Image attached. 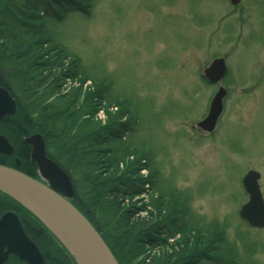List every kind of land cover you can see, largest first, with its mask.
I'll return each instance as SVG.
<instances>
[{"label":"rangeland","instance_id":"374dc122","mask_svg":"<svg viewBox=\"0 0 264 264\" xmlns=\"http://www.w3.org/2000/svg\"><path fill=\"white\" fill-rule=\"evenodd\" d=\"M26 2L19 0L18 10H24ZM90 2L89 12L83 13L41 1L32 14L53 40L44 48V60L64 59L68 69L74 58L79 61L76 78L67 79L60 91L98 90L106 99L97 103L94 122H129L123 141L135 153L122 162L117 178L144 184L132 202L148 207L152 197H163L170 209L175 206L180 227L222 229L230 260L225 256L222 263L211 259L200 264H264V229L246 226L238 215L248 200L242 179L249 171L261 175L264 197V0H241L240 9L230 0ZM218 58L226 62L227 76L221 83L230 94L216 131L207 135L197 123L206 116L217 88L206 83L202 73ZM21 68L28 73L26 64ZM36 124L42 132L34 130L30 136L49 134L46 123ZM10 128L8 134L19 137ZM58 145L53 144L51 152ZM107 147H101L105 160ZM133 162L141 168L130 173L137 168ZM88 202L85 206L97 225L100 206ZM174 233L169 244L182 237Z\"/></svg>","mask_w":264,"mask_h":264},{"label":"trees","instance_id":"16d2710c","mask_svg":"<svg viewBox=\"0 0 264 264\" xmlns=\"http://www.w3.org/2000/svg\"><path fill=\"white\" fill-rule=\"evenodd\" d=\"M18 1L0 0V74L9 75L10 88L21 105L11 122L19 126L25 121V136H30L34 130L42 132L37 121L41 125L46 123L49 134L43 136L49 156L72 177L76 196L81 199L78 204H86L88 198L87 204L100 206L102 220H97V230L119 264H200L211 259L222 263L225 256V261L230 260L231 255L224 253L226 236L222 229L213 227L216 229L197 232L186 226L180 227L174 216L175 206L170 209L168 204H164L163 197H152L149 209L146 206L137 207V203L132 202L135 196L141 195L144 184L136 185L128 178H117L122 162L135 153L123 141L130 124L119 123L116 119L108 126L94 122L99 109L97 103L106 99L102 92L94 90L95 93L89 91L83 94L76 89V94H64L60 91L67 79L76 78L79 61L74 58L68 69L64 59L60 62L44 60L47 57L44 48L53 45V40L43 26L35 24L32 11L39 2L45 1L88 13L90 0H27L24 10H18ZM53 47L57 49L58 45L54 43ZM63 53L60 50L62 58H66ZM23 64L27 65L28 73L21 71ZM56 69L58 71L53 72ZM44 71L47 74L43 75ZM2 80L0 77V82ZM22 84L25 93L20 95ZM43 86L46 90L39 92ZM10 129L14 130L12 126ZM15 130L19 133L18 127ZM51 141L59 144L54 153L50 150L53 149ZM105 143L108 146L107 160L100 157ZM30 153L31 147L26 144L19 170L36 179L37 165L31 161ZM132 165L137 168H131L130 173L141 168L138 162ZM103 179L106 180L104 183ZM101 190L105 192L103 196H98ZM94 191L98 196L96 200L92 196ZM183 205L181 211L185 212ZM142 213L146 215L142 216ZM174 232L182 234V237L169 244V240L176 235ZM156 246L161 249L153 254Z\"/></svg>","mask_w":264,"mask_h":264},{"label":"water","instance_id":"95a60500","mask_svg":"<svg viewBox=\"0 0 264 264\" xmlns=\"http://www.w3.org/2000/svg\"><path fill=\"white\" fill-rule=\"evenodd\" d=\"M232 2L238 4L239 0ZM225 72L224 59L214 60L204 71L211 83L220 81ZM225 95L226 90L220 88L211 102L208 116L198 124L199 128L206 132L215 130L223 111ZM15 111L13 98L0 88V120L13 115ZM25 141L31 146L30 159L37 165L40 180L16 168L0 165V194L12 199L42 224L73 258L75 264H119L97 229L71 203L74 196L71 178L47 156L43 136L34 134ZM0 153H13V147L2 136ZM259 179L260 174L255 171H250L244 177L243 185L249 201L241 207L239 214L251 227L264 228V198ZM11 217L17 219L15 215L8 213L2 218L0 225Z\"/></svg>","mask_w":264,"mask_h":264},{"label":"flooded vegetation","instance_id":"af4514ba","mask_svg":"<svg viewBox=\"0 0 264 264\" xmlns=\"http://www.w3.org/2000/svg\"><path fill=\"white\" fill-rule=\"evenodd\" d=\"M5 75L6 77L9 76L7 74H0V77L3 79V82H0V88L7 91L13 98L17 112L21 107L20 99L18 100L16 93L11 90L9 78H5ZM213 86L218 89L220 84L218 83ZM21 92L25 93L24 84H22V89H20V95ZM229 93L230 90H228ZM12 116L7 115L0 120V137H5L13 147L12 154L0 153V163L19 170L24 160L23 151L27 142L24 135L25 127L21 122L19 126L15 122L12 124ZM11 126L14 128L13 134L18 133L15 130L18 127L19 137H11L8 134L6 130ZM3 128L6 129L2 130ZM18 162L20 165H17ZM71 180L74 189V196L71 202L93 224V221H91V217L93 216L90 214L89 209L86 208V204H78L81 202V199H79V196H76V188L72 177ZM8 213H12L17 219L11 217L4 224L0 225V264H75L73 258L42 224L30 216L21 206L12 204L8 197L0 195V221ZM93 225L96 229L99 228L98 224Z\"/></svg>","mask_w":264,"mask_h":264},{"label":"bare ground","instance_id":"6f19581e","mask_svg":"<svg viewBox=\"0 0 264 264\" xmlns=\"http://www.w3.org/2000/svg\"><path fill=\"white\" fill-rule=\"evenodd\" d=\"M161 249V247H158V246H156V247H154L153 248V251L152 252H157V251H159ZM162 249H163V247H162ZM119 263V262H118Z\"/></svg>","mask_w":264,"mask_h":264}]
</instances>
